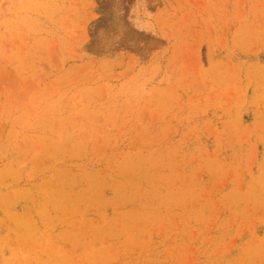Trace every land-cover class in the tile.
Returning a JSON list of instances; mask_svg holds the SVG:
<instances>
[{
	"label": "rangeland",
	"instance_id": "374dc122",
	"mask_svg": "<svg viewBox=\"0 0 264 264\" xmlns=\"http://www.w3.org/2000/svg\"><path fill=\"white\" fill-rule=\"evenodd\" d=\"M0 264H264V0H0Z\"/></svg>",
	"mask_w": 264,
	"mask_h": 264
}]
</instances>
